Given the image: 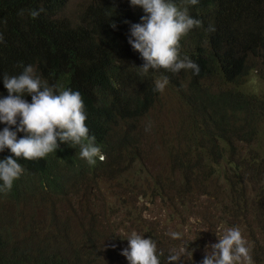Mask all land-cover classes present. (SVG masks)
<instances>
[{
    "label": "trees",
    "instance_id": "1",
    "mask_svg": "<svg viewBox=\"0 0 264 264\" xmlns=\"http://www.w3.org/2000/svg\"><path fill=\"white\" fill-rule=\"evenodd\" d=\"M171 2L183 4V0ZM69 3L70 0H0V98L8 96L2 77L18 76L28 65L48 86L78 91L85 106L88 134L95 137L105 161L89 165L80 157L79 147L69 144H61L43 158H17L24 172L10 191L0 192V264L89 262V256L82 251L70 258L60 244L50 250L64 230L71 228L68 222L45 234H36L32 225L23 227L18 223L11 208L35 207L41 202L53 220L71 206L87 205L86 200L75 198L80 197L78 192L83 191L89 173L108 171L118 157L132 171L131 177L143 180L140 176L146 175H142L138 159L149 158L148 136H156L149 119L157 105L163 107L169 119L175 111L162 134L169 140L162 139L161 144L166 155L178 160L181 177L180 181L178 177L171 181L156 179L154 186L186 198L185 187L192 184L201 186L211 177L238 178L241 188L229 199L239 209L245 207L239 199L249 203L245 193L249 185L244 178L247 172L236 173V157L247 164L249 176H262L259 166L264 165V0H198L189 6V15L202 24L181 38L179 51L181 59L187 57L199 66L198 75L191 69L177 73L166 70L164 74L150 70L143 74L140 67L145 61L128 40L131 25L141 23L145 13L142 7H133L130 0H89L72 19L67 13ZM41 8L38 17L29 15L31 10ZM220 23L224 29L217 35L210 25ZM254 70L256 80L250 87L247 77ZM165 77L168 83L164 90L156 91V81ZM162 94H170L178 107L163 99ZM22 98L32 102L30 95ZM5 127L8 125L0 123V131ZM25 135L18 133L17 138ZM154 154L153 158L165 159ZM9 156L15 158L7 148L0 152V160ZM69 180L74 182V196L67 188ZM263 196L261 190L252 199L260 214L264 213ZM258 213H254L261 220L257 236L249 240L245 236V240L253 264H264V216L257 217ZM140 220L130 226L155 242L159 264H186L180 250L155 240L148 227H141ZM174 233L175 237L171 235L180 247L184 243ZM205 254H193L187 264H202ZM173 256L175 261H170Z\"/></svg>",
    "mask_w": 264,
    "mask_h": 264
},
{
    "label": "clouds",
    "instance_id": "2",
    "mask_svg": "<svg viewBox=\"0 0 264 264\" xmlns=\"http://www.w3.org/2000/svg\"><path fill=\"white\" fill-rule=\"evenodd\" d=\"M130 3L133 7H142L145 13L140 18L141 23L131 25L128 40L132 48L139 52L145 61L140 67L143 74L147 75L150 70H160L164 74L166 70L177 73L183 69H191L195 75H198L199 66L187 57L181 59L179 51L181 38L194 27H200L202 24L200 20L189 15V6L196 5L198 0H183V4L180 6L171 0H130ZM42 11V8L31 10L29 15L36 18ZM22 14L23 10H21ZM112 26L115 27V24ZM211 27L219 35L224 29V24L210 25V30H212ZM0 43H3L2 34H0ZM256 74L257 71L254 70L247 77L251 80L250 87L256 80ZM2 79L8 96L0 98V123L6 124L8 127L0 131V152L7 148L15 158L9 156L0 160V182H2L0 183V192L10 191L14 181L23 174L24 169L17 162V158L22 157L25 160L43 158L59 149L61 144H69L74 148L79 147L80 157L86 160L89 165H94L96 161L99 163L105 161L104 155L95 145V137L88 134L89 130L85 124L87 119L85 106L78 91L48 86L35 74L31 65L24 67L18 76L4 75ZM167 83L166 77L162 81H156L155 90L162 92ZM25 95L31 96V103L22 98ZM18 117L20 118L19 124L17 123ZM12 126H16L14 131L11 130ZM166 131L167 129L156 128V136ZM18 133L26 135L18 139ZM234 162L237 167L236 173L247 172L244 178H248L247 164L245 165L238 156ZM146 163H161L171 173H174L175 170L179 171L176 158H172L170 161L159 158H139L138 167L144 172L142 175H146L140 176L143 180H139L129 175V172L132 173V171L127 165L125 166L122 158L118 157L108 171L95 170L93 173H89V177H93L94 180L98 175L100 178L112 181L115 189L137 191L136 203L149 211L155 204L162 202L164 193L161 187L154 186L156 178L152 175L153 171L146 167ZM147 176L153 180L152 189L149 188ZM212 179L224 181L225 186L229 188V192L225 194L229 201V197L235 195V192L241 188L238 178ZM86 181L85 185L89 186L92 183H86ZM73 187V180H69L67 188L71 189L72 195ZM78 195L80 197L75 198V201L86 200L88 204L71 206L64 212L83 214L88 219L81 220L76 229L67 228L64 230L62 238L56 239L55 244L50 245V250L60 244L71 258L77 251H83L84 248L89 251L98 249L101 245V238L108 230L95 220L96 216L104 215L112 225L118 226L125 223L131 225L134 220L139 219L138 214L134 211H125L116 217L114 211L92 204L83 191L79 190ZM49 218L48 216L50 221L52 218ZM141 221L139 222L141 223ZM18 223L20 224L19 221ZM172 235L176 236L175 233ZM215 235L219 242L206 246L202 264H253L250 248L239 228L225 227L221 224L217 227ZM14 236L16 238L17 235ZM88 239L93 240L95 244L90 245ZM120 257L124 264H159L155 242L150 238L142 237L135 231L121 244ZM169 259L175 261L176 257L173 256ZM78 264H86V262L83 260Z\"/></svg>",
    "mask_w": 264,
    "mask_h": 264
},
{
    "label": "rangeland",
    "instance_id": "3",
    "mask_svg": "<svg viewBox=\"0 0 264 264\" xmlns=\"http://www.w3.org/2000/svg\"><path fill=\"white\" fill-rule=\"evenodd\" d=\"M88 1L70 0L67 13H69L71 19L79 13L80 9ZM161 97L168 100L169 103H177L170 94L169 96H163L162 94ZM175 106L178 107L177 104L173 105V107ZM170 113H172V109ZM174 113L175 111L172 113L171 119H169L163 107L157 105L150 116L149 122L153 128L167 129ZM148 139L149 158H153L155 152L161 154L168 161L172 159L166 155L161 144V140H169L168 137H163L162 134L157 136L149 134ZM146 167L153 171L152 175L156 179L171 181V179L178 177L177 181H180L181 176L178 170L171 173L161 163H146ZM259 167L261 168L262 176L256 174L257 176L250 175L247 178L246 181L249 187L246 188L245 193L249 198V203L239 199L240 204L245 206L239 209H236L234 203H231L226 198L225 194L229 192V188L225 186L224 181L211 178L203 181L201 186L192 184L185 187L188 193L186 198L169 189H161L164 192V199L160 204H155L153 209L149 211L136 203L137 191L115 189L112 181L100 178L98 175H96L94 180L92 179L93 177L88 178L86 183H92L83 187V193L92 204L114 211L116 217L125 211L136 212L139 218L143 220L140 223L141 227H148L152 237L170 247V249L180 250V256L184 258L187 264L193 254H204L206 253V246L219 242L215 233L217 227L221 224L225 227L239 228L244 239L245 236L247 240L257 236L261 220H258L254 213L260 211L258 213L260 214L261 210L252 205V199H255L261 190L264 193V165ZM147 182L149 188L152 189L153 180L150 176H147ZM11 212L23 227L28 224L32 225L36 234H45L49 229L58 228L62 223L67 224V222L71 228L76 229L81 220L88 219L83 214L60 211L56 218L49 221L48 210L41 202L35 207L22 205L11 208ZM263 216L264 213L257 217ZM95 220L108 231L101 238V245L98 249L91 251L86 248L83 249L82 253L89 256V262H86V264H124L120 257L121 244L133 231L137 233L136 228L131 227L128 223L119 226L112 225L104 215L96 216ZM144 220H148L151 224L145 223ZM174 232L177 233L184 244L189 246L181 244L179 247L175 238L171 235ZM140 233L143 235L147 234V232L143 231H140ZM180 256L179 259H181Z\"/></svg>",
    "mask_w": 264,
    "mask_h": 264
}]
</instances>
